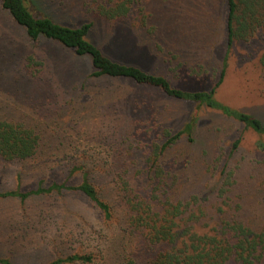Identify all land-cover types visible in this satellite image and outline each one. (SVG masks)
I'll list each match as a JSON object with an SVG mask.
<instances>
[{
	"label": "rangeland",
	"instance_id": "obj_1",
	"mask_svg": "<svg viewBox=\"0 0 264 264\" xmlns=\"http://www.w3.org/2000/svg\"><path fill=\"white\" fill-rule=\"evenodd\" d=\"M117 1L25 0L34 14L61 25L91 23L87 38L103 54L162 76L183 92L209 90L226 63L214 99L264 125V70L259 63L264 35L256 33L248 41H235L227 51L225 0H137L131 3L138 5H133L127 17L114 20L96 12L99 4ZM24 32L0 6V59L5 58L0 63V119H23L48 135L55 134L60 139L57 147L72 153V160L85 153L92 156L93 165L103 162L96 161L98 156L115 154L123 174L136 186L142 184L140 171L145 167L146 151L151 144L161 143L162 130L176 133L189 122L190 133H184L162 158L170 173L172 201L196 196L210 218L223 216L253 227L264 226V153L256 148L257 135L251 129L220 111L167 97L151 87L88 78V58H76L72 51L45 39L33 45ZM29 54L42 64L36 77L24 69L23 58ZM19 91L35 102L22 99ZM113 108L116 114H111ZM111 133L114 143L108 137L99 147L97 138ZM58 162H53L49 180L58 179ZM225 163L232 183L223 203L219 189L225 179L221 171ZM36 171L30 162L0 159V192L35 188ZM19 173L22 176L17 179ZM39 211L52 217L27 222ZM80 216L89 223L78 235L77 226L83 222ZM116 217L106 227L98 224L89 204L76 195L34 196L24 203L0 197V257L15 264H43L58 256L90 254L101 239L119 236ZM93 230L102 235L94 242ZM133 245L123 251L121 261L115 260L117 251L108 255L107 264H148L144 244L136 240Z\"/></svg>",
	"mask_w": 264,
	"mask_h": 264
},
{
	"label": "trees",
	"instance_id": "obj_2",
	"mask_svg": "<svg viewBox=\"0 0 264 264\" xmlns=\"http://www.w3.org/2000/svg\"><path fill=\"white\" fill-rule=\"evenodd\" d=\"M137 2L118 0L115 4L107 6L99 4L96 12L108 20L124 18L129 15L133 5H138L131 3ZM27 5L25 0H0L1 8L24 29L25 36L33 45L45 39L72 51L76 58H88L91 72L87 77L93 80H124L137 86L157 89L170 98L220 111L251 129L257 135L256 148L264 153V125L261 121L214 99L225 75L226 63L221 68L220 79L209 90L183 92L171 86L162 76L147 73L137 66L115 61L103 54L87 38L91 23L78 27L64 26L49 17L34 14ZM137 9L142 10L141 7ZM225 24L227 51L235 41H248L256 33L264 35V0H226ZM4 59H0V63ZM23 60L24 69L30 76H38L41 72V69L38 70L41 62H37L32 54L25 56ZM6 61L7 65H11L10 60ZM259 63L264 70V53L260 56ZM84 85L85 81L81 83V87ZM19 93L20 97L23 96L22 99L31 101L28 93ZM33 102L35 101H31ZM111 114H116L114 108ZM191 127L192 124L188 122L176 133L165 128L162 130L161 143L151 144L146 151L145 167L140 171L142 184L136 186L123 174L119 160L114 159L115 154L107 153L105 158L100 155L96 161L103 162L93 165L92 156L85 153L80 155L79 159L72 160V153L57 147L60 139L55 134L48 135L44 130L26 124L23 119L4 117L0 119V159L5 162H30L32 168L37 169V175L35 188L0 192V197L18 198L24 203L34 196L76 195L89 204L98 224L106 227L115 221L116 214L119 217L117 224L120 225V233L115 240L101 239L98 246L93 244L90 254L58 256L43 264H94L96 259V262L99 261L97 264H107V256H112L115 251L116 262L121 261L125 256L123 251L132 249L136 240H140L149 252L148 264H264V226L253 227L241 220L223 216L219 219L210 218L203 203L196 196L177 201L170 198V173L165 170L162 158L165 151L184 133H190ZM112 135L113 133L99 136V147L106 143L108 137L114 143ZM238 143L239 140L233 144V148H236ZM54 161H59L56 164L60 173L57 171L58 179L49 180ZM226 168L225 163L221 169L225 179L219 189L223 203H226V195L232 183V173L225 172ZM21 176L19 173L17 179ZM73 179H77V182L72 183ZM32 215L35 216L28 217L27 222L32 223L35 218L37 220L52 217V214L46 211ZM59 223L63 225L64 221ZM88 223L84 219L82 223L79 222L78 235L83 233L82 228H88ZM92 234L93 242L97 236L102 237L96 230H93ZM0 264L15 263L9 258L0 257Z\"/></svg>",
	"mask_w": 264,
	"mask_h": 264
},
{
	"label": "crops",
	"instance_id": "obj_3",
	"mask_svg": "<svg viewBox=\"0 0 264 264\" xmlns=\"http://www.w3.org/2000/svg\"><path fill=\"white\" fill-rule=\"evenodd\" d=\"M225 2H226V0H225ZM225 2H224V4H226Z\"/></svg>",
	"mask_w": 264,
	"mask_h": 264
}]
</instances>
